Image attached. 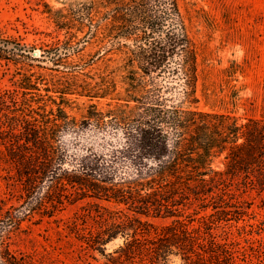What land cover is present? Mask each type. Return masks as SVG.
Here are the masks:
<instances>
[{
	"label": "trees",
	"instance_id": "1",
	"mask_svg": "<svg viewBox=\"0 0 264 264\" xmlns=\"http://www.w3.org/2000/svg\"><path fill=\"white\" fill-rule=\"evenodd\" d=\"M53 19L65 40L39 58L69 70L52 76L51 85L41 83L42 89L43 75L24 74L20 96L1 99L0 146L23 194L18 207L0 213V264H32L10 250L6 236L29 215L51 218L72 196L114 206L100 213L95 205V215L83 208L87 212L66 225L68 234L103 256L105 245L123 238L110 264H164L174 252L184 264H233L226 246L214 239L205 244L223 219L189 228L178 220L179 212L193 203L205 211L212 200V210L220 209L233 191L254 190L264 197V119L240 121L229 113L197 110L199 49L180 0H85ZM105 42L123 57L103 81L105 89H91L68 52ZM78 88L90 99L109 96L114 103L107 115L87 113L86 122L133 135L135 156L149 164L130 161L131 167L115 169L90 149L77 154L73 146L81 128L64 98L79 94ZM174 90L178 102L169 94ZM220 157L223 168H215ZM142 217L177 219L158 229ZM89 219L94 227L85 230Z\"/></svg>",
	"mask_w": 264,
	"mask_h": 264
},
{
	"label": "rangeland",
	"instance_id": "2",
	"mask_svg": "<svg viewBox=\"0 0 264 264\" xmlns=\"http://www.w3.org/2000/svg\"><path fill=\"white\" fill-rule=\"evenodd\" d=\"M84 1L0 0V110L1 99L9 101V97L17 92L20 96L18 85L24 74L43 75L38 84L42 89L43 84L51 85L52 76L69 70L64 68L69 65L61 67L39 56L44 55L45 49L61 45L65 40V31L57 27L53 14L57 11L67 14ZM180 6L189 19L190 33L199 49L197 110L229 113L240 121L264 119V0H180ZM68 53L71 57L68 61H76L78 63L73 64L84 69L85 76H81V80L89 83L91 89H105L103 81H108L123 57L106 42L100 45L80 44ZM118 87L120 89L121 84L118 83ZM77 91L83 95L67 94L64 98L68 114L81 128L73 146L77 154L81 155L82 149H90L115 169L131 167V162L149 164L135 156L136 139L133 135L110 128L102 130L93 122L92 125L86 122L84 117L89 112L108 114L114 106L109 96L90 99L84 96L81 88ZM177 93V90L169 93L176 102L179 101ZM50 95L58 97L51 92ZM183 106L193 108L194 105ZM2 111L6 112L5 107ZM71 140V137H66L69 144ZM5 154L2 145L0 213L18 207L23 194L21 186L8 174L10 167L4 162ZM222 158L215 161V168H223ZM71 199V203L65 201L51 218L29 215L20 229L6 234L10 250L18 257L25 256L32 264H110L108 260L116 256L113 252L123 244V238L118 237L105 245L103 256L88 249L75 234H68L66 225L76 214L82 216L90 211L95 215V210H98L95 205L99 206L100 213L104 208L114 210V206L92 199L76 201L74 196ZM226 199L225 208L222 206L216 210L210 206L213 200L206 202L208 208L205 211L198 203L181 207L178 220L191 228L202 222L223 219L216 222L217 227L211 231V236L206 235L205 244L214 239L226 246L233 264H264V197L254 190H247L244 193L233 191ZM142 219L159 229L177 218ZM93 225L89 219L84 228L93 229ZM174 253L164 264H184ZM144 262L149 264L147 260Z\"/></svg>",
	"mask_w": 264,
	"mask_h": 264
},
{
	"label": "water",
	"instance_id": "3",
	"mask_svg": "<svg viewBox=\"0 0 264 264\" xmlns=\"http://www.w3.org/2000/svg\"><path fill=\"white\" fill-rule=\"evenodd\" d=\"M34 55H36V56H37V54H36V53H34Z\"/></svg>",
	"mask_w": 264,
	"mask_h": 264
}]
</instances>
